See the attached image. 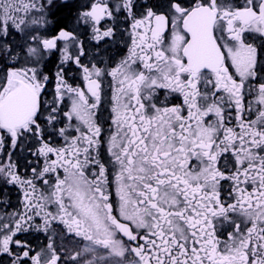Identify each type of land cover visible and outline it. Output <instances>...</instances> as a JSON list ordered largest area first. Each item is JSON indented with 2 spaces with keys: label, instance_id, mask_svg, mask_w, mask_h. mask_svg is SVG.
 Returning <instances> with one entry per match:
<instances>
[{
  "label": "snow or ice",
  "instance_id": "1",
  "mask_svg": "<svg viewBox=\"0 0 264 264\" xmlns=\"http://www.w3.org/2000/svg\"><path fill=\"white\" fill-rule=\"evenodd\" d=\"M56 7L0 0V264H264V0Z\"/></svg>",
  "mask_w": 264,
  "mask_h": 264
},
{
  "label": "flooded vegetation",
  "instance_id": "2",
  "mask_svg": "<svg viewBox=\"0 0 264 264\" xmlns=\"http://www.w3.org/2000/svg\"><path fill=\"white\" fill-rule=\"evenodd\" d=\"M87 0H56L57 7L53 9L55 11V16H50L49 19L53 21L52 24L49 25V30L54 34L55 31H58V28L56 27L55 21L62 20L60 27H64L65 25L69 26V29L73 26V21L75 19V15L77 10L80 8V6L84 3H86ZM121 28L126 27V25H120ZM79 31L83 32V29H80ZM17 39L19 37H16ZM81 39L85 40L86 45L88 46L89 53L92 54L96 51L94 47H92L87 38L85 36H81ZM127 39L126 34L121 35L120 33H117L115 43L111 44V46L108 48V53H105L104 56L107 58L108 55H111L113 60H118L120 56L125 54L126 48L124 47V42ZM102 47H104L102 45ZM59 54H57L58 57ZM70 75H78L74 71L70 73ZM72 82V81H70ZM75 83H81L79 79L75 81ZM51 88V85L49 86ZM106 115V113H104ZM27 156L26 152L17 151L16 155L13 157L14 160H16L21 165V171L23 172V165L25 163V157ZM28 159H31L30 156H27ZM12 195L10 197V203L11 206L7 207L4 205H0V216H3L6 212H13L17 208L20 207L19 205V193L15 188L10 189ZM39 223V221H37ZM17 238H27L31 241L33 244V247H35L37 250H39L40 247H42L44 244L47 243L46 235L43 232H37L35 230H32L28 233H22L18 234ZM57 245H60L64 247L65 249L71 251L74 250L78 245L77 241L73 240L71 238H64L60 239L57 238ZM4 259H7V257H4Z\"/></svg>",
  "mask_w": 264,
  "mask_h": 264
},
{
  "label": "trees",
  "instance_id": "3",
  "mask_svg": "<svg viewBox=\"0 0 264 264\" xmlns=\"http://www.w3.org/2000/svg\"><path fill=\"white\" fill-rule=\"evenodd\" d=\"M63 20V19H62ZM62 20L60 19L59 21L62 22ZM61 24V23H60Z\"/></svg>",
  "mask_w": 264,
  "mask_h": 264
}]
</instances>
